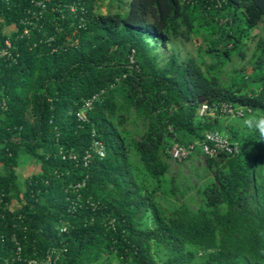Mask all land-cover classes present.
I'll return each instance as SVG.
<instances>
[{"label": "trees", "instance_id": "1", "mask_svg": "<svg viewBox=\"0 0 264 264\" xmlns=\"http://www.w3.org/2000/svg\"><path fill=\"white\" fill-rule=\"evenodd\" d=\"M34 10L0 0V47L10 37L18 52L0 57V264H264V136L246 124L264 117V30L226 82L196 56L172 51L161 63L157 50L197 37L213 68L243 58L264 0H50ZM199 96L251 111L200 117ZM213 129L238 150L203 155L201 182L169 174L172 143ZM28 161L36 169L20 174Z\"/></svg>", "mask_w": 264, "mask_h": 264}, {"label": "rangeland", "instance_id": "2", "mask_svg": "<svg viewBox=\"0 0 264 264\" xmlns=\"http://www.w3.org/2000/svg\"><path fill=\"white\" fill-rule=\"evenodd\" d=\"M106 4L105 3H103V5L101 4L102 6L101 11L106 10V6H105ZM263 30H264V21H260L257 24V26H255V28L251 30L252 34L255 36L252 37L251 40H248L247 45H245V51H246L245 57L243 58L238 57L237 52L235 51L233 52L230 61L224 62L223 64L219 62L217 63L216 68L210 66V64L214 62L216 59L214 57L215 55L212 53H206L203 50L201 51L204 45L201 44L200 39L197 37H193L189 41H186L183 38L179 37L175 40L169 41L168 44H166L165 46H162L160 45V43H158L157 50L161 63H164L165 59L172 51L175 52V54L179 58H183L188 55L196 56L200 60L201 65L206 72L216 73L219 75L220 79L223 82H226L230 78V75L233 73L232 71L235 67L247 63V59L250 56V53L254 46V41L256 39V36L261 34ZM148 38L152 40L151 34L149 33H148ZM169 161L171 163V167L168 172L169 174H173L178 171V173H180L181 176L189 175L192 181L201 182V179H198L197 176L194 174V169L196 167L200 170L203 169L202 167H204V159L202 155H197L194 159H186L183 160L182 162H177L171 158L169 159ZM36 167L37 164L35 162L28 161L23 165H21L20 167H18L17 169L20 174L25 175L30 173L32 170H35ZM191 204L195 206V203H191Z\"/></svg>", "mask_w": 264, "mask_h": 264}, {"label": "built area", "instance_id": "3", "mask_svg": "<svg viewBox=\"0 0 264 264\" xmlns=\"http://www.w3.org/2000/svg\"><path fill=\"white\" fill-rule=\"evenodd\" d=\"M33 4V6L36 8L34 11H30L31 15L33 17H39L41 16V10L46 7V3H48L50 0H30ZM71 9L74 11L75 7H71ZM38 12V13H37ZM82 14V12H81ZM83 18V15L80 16V19ZM30 22L28 19L24 21V23ZM9 27H15L14 25H10ZM29 28L25 26L21 32V35L23 34H28ZM35 44V43H34ZM18 56V52L14 51L11 48V40L10 37H5L3 40V45L0 47V57H4L9 59L10 61H16ZM87 99L84 103L85 107H89L92 99ZM6 105L5 99L0 98V108H4ZM210 106L206 103L202 104L200 108V113H204L206 110H208ZM219 110L221 113L224 114H229V115H241L243 113V109L241 107H234L227 102H221L219 104ZM78 116L81 119H85V111L84 109H81V111L78 112ZM198 144L201 146L202 150L205 153L209 154H214L218 150H225L227 152H233L236 150V144L231 143L226 137L222 136L219 132L217 131H207L204 135V138L201 141H195L188 143L186 145L180 144L178 142H174L169 148L168 152L172 157H185L187 156L195 147V145ZM93 147L94 149L98 152V154L103 155V146L99 141H93ZM89 154V153H88ZM87 154V155H88ZM28 264H51L50 263V258L47 257V259L44 260H36V259H31L29 260Z\"/></svg>", "mask_w": 264, "mask_h": 264}, {"label": "clouds", "instance_id": "4", "mask_svg": "<svg viewBox=\"0 0 264 264\" xmlns=\"http://www.w3.org/2000/svg\"><path fill=\"white\" fill-rule=\"evenodd\" d=\"M5 102H6V101H5ZM221 102H226V101L221 100V101H218V102H207V101L204 99L203 101L198 102V103H199V106H198V108H197V114H198L200 117H204V116H208V115H211V116L219 115V116H221V117L224 118V119H231L232 117H235V116H238V117H239V116L244 115L245 112H250V111H251V109H250L249 107H245V106H243V105H232V104H230V105H232V106H234V107H241V108L243 109V113H242L241 115H229V114H224V113H221L220 110H219V104H220ZM204 103L208 104V105L210 106V108H209L208 110H206L204 113H200V108H201L202 104H204ZM227 103H228V102H227ZM228 104H229V103H228ZM5 107H6V105H5ZM246 124H247L248 127H250V128H254L255 130L259 131V133L261 134V136H264V117H259V118L253 117V118H251L250 120L246 121ZM207 131H217V132H219L222 136L226 137L231 143L236 144V150L233 151V152H227V151H225V150H218V151H217L216 153H214V154H209V153H205V152L202 150L201 146L198 145V144H196L195 147L199 148V150L201 151V153H199L198 155H202V157H203V155L217 156L220 152H226V153H229V154H233V153H235V152L238 150V145H239L238 142L235 141V140H231L225 132H221V131H218V130H215V129H213V130H207ZM207 131H205V132L203 133V137H202V139L204 138V135H205V133H206ZM202 139H195V140L190 141V142H188V143L195 142V141H201ZM174 142H178V141H174ZM174 142H173V143H174ZM173 143H172V144H173ZM178 143H179V142H178ZM188 143H186V144H188ZM180 144H182V143H180ZM195 147H194V148H195ZM192 152H193V150H192L190 153H192ZM168 153H169V152H168ZM190 153H189V154H190ZM189 154H188V155H189ZM188 155L185 156V157L177 158V157H172V156L169 154V156H170L171 158H173V159H177V160H182L183 158L188 157ZM204 164H205V163H204Z\"/></svg>", "mask_w": 264, "mask_h": 264}, {"label": "water", "instance_id": "5", "mask_svg": "<svg viewBox=\"0 0 264 264\" xmlns=\"http://www.w3.org/2000/svg\"><path fill=\"white\" fill-rule=\"evenodd\" d=\"M204 100V97L203 96H199L198 98H197V101L198 102H201V101H203Z\"/></svg>", "mask_w": 264, "mask_h": 264}]
</instances>
